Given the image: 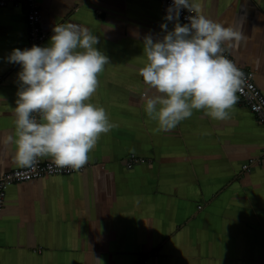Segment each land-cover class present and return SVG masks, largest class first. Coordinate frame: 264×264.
Returning <instances> with one entry per match:
<instances>
[{"label": "crops", "instance_id": "0c3cea01", "mask_svg": "<svg viewBox=\"0 0 264 264\" xmlns=\"http://www.w3.org/2000/svg\"><path fill=\"white\" fill-rule=\"evenodd\" d=\"M0 1L2 140L15 133L21 71L8 57L23 50L27 25L22 2ZM196 2L200 14L241 31L245 39L228 50L253 72L264 96V0ZM38 5L47 35L41 47L60 23L82 25L99 38L96 47L110 64L89 102L105 108L118 126L101 135L82 171L7 187L0 264H264V128L255 115L238 99L227 120L194 110L165 132L144 110L145 94L159 93L139 75L147 63L143 37L162 35L168 14L162 1ZM131 153L151 164L126 168ZM14 156V144L0 143V175L20 167ZM251 159L259 162L243 170Z\"/></svg>", "mask_w": 264, "mask_h": 264}, {"label": "clouds", "instance_id": "9594fccd", "mask_svg": "<svg viewBox=\"0 0 264 264\" xmlns=\"http://www.w3.org/2000/svg\"><path fill=\"white\" fill-rule=\"evenodd\" d=\"M182 9L196 13L183 25ZM166 11L162 35L143 37L147 63L139 75L159 93L145 94L144 110L165 132L194 110H204L218 121L229 119L245 74L224 53L245 37L200 14L196 0H173ZM52 31L48 46L14 49L8 57L9 63L21 66L20 84L13 109L14 136L0 143L14 144V159L22 168H33L39 158L50 157L57 169L78 171L88 163L101 135L118 126L105 108L89 102L110 60L96 47L99 38L89 28L60 23Z\"/></svg>", "mask_w": 264, "mask_h": 264}, {"label": "built area", "instance_id": "2783aa9c", "mask_svg": "<svg viewBox=\"0 0 264 264\" xmlns=\"http://www.w3.org/2000/svg\"><path fill=\"white\" fill-rule=\"evenodd\" d=\"M25 7V21L27 25V36L24 49H30L33 45L42 46L44 39L46 38V32L41 29L40 26V9L38 0H19ZM163 5L167 8L172 6L173 0H161ZM17 3V2H16ZM4 4V1H0V5ZM190 15H196V13H189L186 9H182L179 19L183 24L188 23L186 17ZM230 60L235 59L227 49L224 53ZM236 65L245 74V83L242 86V91L237 93L239 103L247 107L254 115L259 124L264 128V96L260 90L256 87L253 81V72ZM258 163V160L251 159L247 164L243 165V170H248L249 166L253 163ZM150 163L151 160H145L142 157L131 153L125 160V167L131 168L135 164ZM89 163L78 171L85 169ZM77 172L71 168L57 169L55 165L50 164V161H46L43 158H39L37 164L33 168H14L3 175H0V210L3 207L6 189L12 183L28 181L35 178H40L45 175H68Z\"/></svg>", "mask_w": 264, "mask_h": 264}, {"label": "rangeland", "instance_id": "374dc122", "mask_svg": "<svg viewBox=\"0 0 264 264\" xmlns=\"http://www.w3.org/2000/svg\"><path fill=\"white\" fill-rule=\"evenodd\" d=\"M146 164H150V163H146Z\"/></svg>", "mask_w": 264, "mask_h": 264}, {"label": "bare ground", "instance_id": "6f19581e", "mask_svg": "<svg viewBox=\"0 0 264 264\" xmlns=\"http://www.w3.org/2000/svg\"><path fill=\"white\" fill-rule=\"evenodd\" d=\"M254 115V114H253Z\"/></svg>", "mask_w": 264, "mask_h": 264}]
</instances>
